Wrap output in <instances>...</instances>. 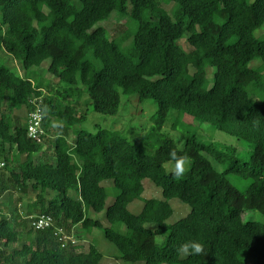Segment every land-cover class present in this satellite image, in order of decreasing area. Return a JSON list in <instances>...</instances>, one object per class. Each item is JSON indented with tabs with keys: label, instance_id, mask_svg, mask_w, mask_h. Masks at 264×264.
Returning a JSON list of instances; mask_svg holds the SVG:
<instances>
[{
	"label": "trees",
	"instance_id": "trees-1",
	"mask_svg": "<svg viewBox=\"0 0 264 264\" xmlns=\"http://www.w3.org/2000/svg\"><path fill=\"white\" fill-rule=\"evenodd\" d=\"M113 13L128 18L118 38L98 27ZM263 30L264 0H0V199L10 202L0 203V264H105L93 244L88 252L70 240L62 246L56 232L70 237L78 226L104 233L118 250L115 264H264V223L244 218L264 217ZM185 37L190 52L179 44ZM47 61L62 88L45 95L35 79ZM122 95L157 106L141 145L106 128L75 130L87 121L85 99L87 111L115 116ZM34 97L44 112L40 141L28 137ZM23 109L26 120L14 112ZM172 111L178 121L185 116L236 140L221 148L194 134L176 141L163 132ZM148 143L152 154L141 150ZM173 151L185 159L179 177L165 169L175 166ZM35 154L50 159L35 161ZM230 175L250 184L241 191ZM145 180L162 200L143 198ZM107 181L110 189L102 186ZM19 193L36 196L24 217ZM173 199L190 212L169 224ZM137 200L144 203L138 215L129 210ZM91 211L104 212L107 226ZM35 213L52 216L53 226L34 231ZM190 239L201 240L205 253L181 260L175 246Z\"/></svg>",
	"mask_w": 264,
	"mask_h": 264
},
{
	"label": "rangeland",
	"instance_id": "rangeland-1",
	"mask_svg": "<svg viewBox=\"0 0 264 264\" xmlns=\"http://www.w3.org/2000/svg\"><path fill=\"white\" fill-rule=\"evenodd\" d=\"M164 7L167 10H170L172 8V4L165 5ZM127 20H128L127 17H121L119 14L113 13L107 21L100 23L98 27H104L108 31L110 37L118 38L123 34L124 30L126 29L125 24ZM257 37H264V30L258 32ZM179 44L181 48L186 52H190L192 50V47L189 45L187 41V37L182 39L179 42ZM8 65L13 71L16 72L17 70L20 72L21 75L24 76V72L18 69L19 67L17 66L16 62L10 59L8 61ZM256 65L257 63L255 65L252 64V66H256ZM43 67L48 68L49 66L46 65ZM190 72L191 74L194 73V69L192 67H190ZM213 72L214 70H212L211 68H207V78L210 82V86H212L213 83V74H212ZM35 80L37 81L38 84L40 83L43 86H45L44 88L45 95H48L51 89L54 88L55 90H57V87H61V84L59 83L58 79L50 75L48 69L47 70H43L41 68L38 69V73L36 75ZM130 99L127 96L122 95L121 107L118 114L115 116H104L103 114L93 112L91 108H89V111H87L88 106H85V104L88 99H85L83 101L84 102L83 112L87 113V121L82 126L76 127L75 130H82L87 133L94 134L96 133L98 127L106 128L120 132L124 138L128 139L129 141H131V143L135 145H141L144 139L147 138L149 132L151 131L154 121L153 119L157 111V106L151 100H146L141 103L137 100V97H133ZM254 101H257V98H255ZM14 112L17 116L19 115L26 120L27 117L26 109H23L20 112L18 111H14ZM179 115H180L179 112L172 111L170 115V119L163 130V132L166 135H169L176 141L178 138H181L184 134H190V135L194 134L197 135L196 136L197 139L203 142L204 144L207 141H213L218 145L219 148H221L224 145V143L228 144L232 142V140L233 142L236 140L234 137L230 139V137L228 136L229 134L227 133L212 131L211 129H209L208 125L199 124L196 120L189 119L185 116L181 118V121H178ZM176 121H178V126L175 128ZM177 145L180 149L182 148V144L180 145L177 144ZM46 146H48L47 142L45 144V147ZM142 146L143 148H141V150L148 154H152L156 150V148H154V143H148L147 145L143 144ZM236 147L238 148V152L240 155H245L249 151L247 146L242 144L241 142H238ZM39 156L40 155L35 154L33 157L34 160L38 161L39 158L41 159V157ZM49 159L50 156L47 155L45 156L44 159L41 160L43 162H46ZM165 169L167 172L173 171L174 165L172 163L166 164ZM228 178L230 182L241 191L245 190L250 184L249 181L240 180L235 175H230ZM102 186L110 189V187L113 185L111 181H107L102 183ZM144 187H145V192L143 194V198L162 200V192L160 188L156 187L149 180L144 181ZM52 195L53 193H51V196ZM35 197L36 196L33 193L29 194V196L27 197L25 196L23 197L19 193L16 194V196L14 197L15 199L21 198V204H19L18 206V211L22 214L23 217L25 216L28 210V206H30L35 202L36 200ZM114 200H115L114 196L110 195V197L107 199V206L112 205ZM0 202L5 205L10 204L9 196L5 195L0 199ZM170 204L174 210V214L167 221V223L169 224H173L176 221L184 218L190 212V207L183 204L178 199L171 200ZM11 206H13V204ZM11 206L7 208L12 210L13 207ZM143 206L144 203L140 200H137L129 205V210L133 214L138 215L142 212ZM253 214H255V216ZM34 215H39V213H35ZM9 216H11V214H9ZM89 217L93 219L101 220V222L105 226H107L104 212L101 214H94L91 211L89 212ZM244 218L245 220H250V221H254L255 219H258L259 222L264 223V217H261L260 215L254 212L245 213ZM148 228L153 229L154 226H148ZM70 235L76 241L77 247L79 248L80 251L88 252L90 245L93 244L98 248L100 252L103 253L104 256L103 263L105 264L117 263L116 255L118 254V250L116 249L115 246L109 243L104 233L99 229H93L91 232H87L84 231L81 228V226H78L72 229V231H70ZM163 242L164 239L162 237H157L156 243L158 248H161Z\"/></svg>",
	"mask_w": 264,
	"mask_h": 264
},
{
	"label": "built area",
	"instance_id": "built-area-1",
	"mask_svg": "<svg viewBox=\"0 0 264 264\" xmlns=\"http://www.w3.org/2000/svg\"><path fill=\"white\" fill-rule=\"evenodd\" d=\"M32 111L28 115V137L29 139L40 141L44 136V112L42 109V98L34 97L32 100ZM4 162H0V169L5 167ZM54 220L52 216L49 215H37L30 218V226L34 231H42L49 229L53 226ZM56 235L60 237V241L63 242V247L66 246L67 241L76 242L73 237L65 235L62 229L56 232Z\"/></svg>",
	"mask_w": 264,
	"mask_h": 264
},
{
	"label": "clouds",
	"instance_id": "clouds-1",
	"mask_svg": "<svg viewBox=\"0 0 264 264\" xmlns=\"http://www.w3.org/2000/svg\"><path fill=\"white\" fill-rule=\"evenodd\" d=\"M259 123H260L259 120L253 121L254 125H259ZM53 127L56 128V127H59V125L54 123ZM171 158H172V160L175 161L173 174L177 177L182 176L185 172V159H184V157H178L177 153L175 151H173L171 153ZM33 216H37V215H33ZM175 252H176V255L181 260L186 259L188 257H197V256H200L201 254L205 253V244L201 240L190 239V240H187V241H185L179 245H176L175 246Z\"/></svg>",
	"mask_w": 264,
	"mask_h": 264
},
{
	"label": "crops",
	"instance_id": "crops-1",
	"mask_svg": "<svg viewBox=\"0 0 264 264\" xmlns=\"http://www.w3.org/2000/svg\"><path fill=\"white\" fill-rule=\"evenodd\" d=\"M46 65L50 66V62L47 61V62L43 63V65H42L40 68L43 69V70H47L49 67H48V68L43 67V66H46ZM34 71H37V69H35ZM44 88H45V86H44ZM61 88H62V85H61V87H57V90H61ZM71 139H72V138L69 137V141H70ZM0 203H1V202H0Z\"/></svg>",
	"mask_w": 264,
	"mask_h": 264
}]
</instances>
